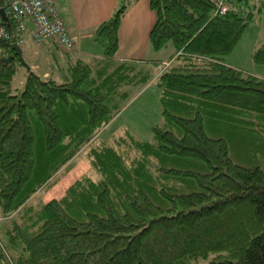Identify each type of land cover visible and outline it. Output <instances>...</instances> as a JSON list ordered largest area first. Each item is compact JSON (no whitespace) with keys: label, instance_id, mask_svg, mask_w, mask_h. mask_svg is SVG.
<instances>
[{"label":"trees","instance_id":"1","mask_svg":"<svg viewBox=\"0 0 264 264\" xmlns=\"http://www.w3.org/2000/svg\"><path fill=\"white\" fill-rule=\"evenodd\" d=\"M229 2L218 15L211 0H150L149 45L172 48L165 65L78 59L56 77L29 68L21 90L12 32L0 52V264H264V78L225 61L256 3ZM130 4L95 29L106 58ZM252 57L264 63V46ZM149 82L151 138L104 136ZM82 151L89 168L34 205Z\"/></svg>","mask_w":264,"mask_h":264},{"label":"rangeland","instance_id":"2","mask_svg":"<svg viewBox=\"0 0 264 264\" xmlns=\"http://www.w3.org/2000/svg\"><path fill=\"white\" fill-rule=\"evenodd\" d=\"M128 3L129 0H118L116 5H113L112 14L120 6ZM249 3L251 5L256 3V6H251V8L249 7L243 12L245 16L249 13L252 15H250L247 27L244 29L232 51L226 56L225 61L227 64L246 73L264 77V63H257L252 57L253 52L257 48L264 46V0H249ZM58 5L61 15L65 20L66 17L71 16V0H67L65 3L59 1ZM74 6L76 7V5ZM20 47L25 63L20 60L16 61L17 69L12 79L14 88L18 90L23 88L26 73L29 68L43 78L51 76V72H56V74L60 73L56 65L49 63L51 55L48 56L47 48L43 44L37 45L29 39V41L23 43ZM54 53L59 58L62 55L57 50H54ZM135 91L137 92L127 102L123 103L119 115L103 130L102 134L104 136L109 137L110 135L117 136L123 134L124 129L128 127L140 138L146 140L151 138V125L159 122L161 119L158 103L159 92L153 82L145 87H137ZM72 163L73 166L68 172L58 173V182L49 190H40L33 196L31 201L34 205H37L39 201H48L53 197L62 195L65 187L89 168L87 158L83 151L72 160Z\"/></svg>","mask_w":264,"mask_h":264},{"label":"crops","instance_id":"3","mask_svg":"<svg viewBox=\"0 0 264 264\" xmlns=\"http://www.w3.org/2000/svg\"><path fill=\"white\" fill-rule=\"evenodd\" d=\"M59 1L65 3L67 0H58L57 2ZM117 1L118 0H114V2L113 0H110V2L109 0H71V16L66 17L65 21L74 41V49L71 52H64L59 50L52 42L43 43L47 48L48 56L51 55L49 63L56 65L60 73L69 68V66L78 59L89 64H96L105 60L109 62L126 61L130 63L135 61V64L146 66L150 69L153 66V62L159 59L163 60L165 65V61L171 54L172 48L169 46L160 50H153L149 45L150 31L156 21V12L150 7V0H129L131 4L121 17L118 27L117 49L111 58H106L104 55L106 38L96 35L95 29L98 24L112 15L113 5H116ZM74 5H76V7ZM29 39L30 38L27 37L24 43L29 41ZM54 50L62 54L60 58L57 57ZM162 66L163 65L155 67V74L159 73ZM51 73L50 75L55 77L60 75V73L56 74V72ZM151 83L152 82H149V84ZM136 92L137 91L134 89L130 97ZM119 113L115 117H117ZM109 124H107V126H109ZM107 126H105L104 129H106Z\"/></svg>","mask_w":264,"mask_h":264},{"label":"built area","instance_id":"4","mask_svg":"<svg viewBox=\"0 0 264 264\" xmlns=\"http://www.w3.org/2000/svg\"><path fill=\"white\" fill-rule=\"evenodd\" d=\"M211 1L214 14L222 15L229 10V0ZM7 6L9 15L0 4L8 16L7 23L0 16V52L12 32L15 35L12 44L21 46L29 37L36 44L52 42L61 51H73L74 41L57 0H7Z\"/></svg>","mask_w":264,"mask_h":264},{"label":"water","instance_id":"5","mask_svg":"<svg viewBox=\"0 0 264 264\" xmlns=\"http://www.w3.org/2000/svg\"><path fill=\"white\" fill-rule=\"evenodd\" d=\"M0 16H1L2 19L7 23V21H8V16H7V14H6L5 9L0 8ZM12 49L14 50V54H12L10 57H8V58H7V61H8L9 59L13 58L14 56H17L18 59H19L20 61H22L23 63H25V62H24V58H23V53H22V49H21V47H20L19 45H17V44H13V45H12Z\"/></svg>","mask_w":264,"mask_h":264},{"label":"bare ground","instance_id":"6","mask_svg":"<svg viewBox=\"0 0 264 264\" xmlns=\"http://www.w3.org/2000/svg\"><path fill=\"white\" fill-rule=\"evenodd\" d=\"M54 45V44H53Z\"/></svg>","mask_w":264,"mask_h":264}]
</instances>
